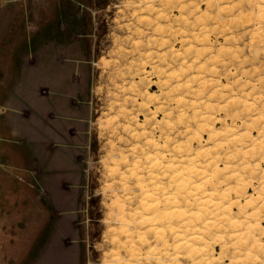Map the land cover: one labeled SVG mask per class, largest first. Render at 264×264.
<instances>
[{
    "label": "rangeland",
    "instance_id": "374dc122",
    "mask_svg": "<svg viewBox=\"0 0 264 264\" xmlns=\"http://www.w3.org/2000/svg\"><path fill=\"white\" fill-rule=\"evenodd\" d=\"M16 2L0 0V14L26 15L25 22L4 24L10 46H17L11 32L19 28V42L25 41L27 52L37 48L38 64L56 63L61 49L70 51L68 61L81 80L76 90L83 134L75 141L79 149L72 197L57 196L56 180H37V199L26 197L25 207L20 206L25 221L10 219L23 228H0V264H137L127 248L118 246L126 236H120L121 224L114 217L121 211L112 203L129 201L124 184L137 189L135 177H130L134 161L155 205L159 182L167 186L168 195L178 193L173 175L177 168L189 167V159H194L191 166L197 173L179 191L181 209L197 212L196 200L205 192L217 199L226 192L227 198L219 208L208 207L210 227L189 216L169 221L166 264H264V0ZM158 26L161 31H156ZM28 57V62L35 61L32 54ZM129 130L138 132L137 137ZM148 140L154 141L149 147ZM144 148L151 156L147 162ZM157 154L166 156L162 169L152 166ZM115 155H129L130 161L123 160L132 167L114 161ZM181 159L186 162L179 164ZM117 161L127 178L115 166ZM110 169L118 170L114 174ZM206 176L209 182L197 189L195 184ZM17 200L0 197V226L13 217ZM223 206L230 208L225 215ZM173 207L171 202L168 211ZM64 213L73 222L68 219L61 226ZM177 231L186 237L200 233L194 251L176 249ZM155 232L154 225L145 246L137 241L143 259L139 264H160L163 247Z\"/></svg>",
    "mask_w": 264,
    "mask_h": 264
},
{
    "label": "crops",
    "instance_id": "0c3cea01",
    "mask_svg": "<svg viewBox=\"0 0 264 264\" xmlns=\"http://www.w3.org/2000/svg\"><path fill=\"white\" fill-rule=\"evenodd\" d=\"M25 18L0 14V197L20 199L2 229L23 228L12 220L17 216L25 221L21 207L26 197L37 199V180H56L57 196L72 197L74 154L79 149L75 143L83 134V108L76 90L81 80L68 61L70 51L61 49L56 63L38 64L37 48L27 52L25 41L19 42V28L11 32L17 46L9 45L4 24ZM27 53L35 57L33 63L27 61ZM61 217V226L68 219L73 222L68 213Z\"/></svg>",
    "mask_w": 264,
    "mask_h": 264
},
{
    "label": "bare ground",
    "instance_id": "6f19581e",
    "mask_svg": "<svg viewBox=\"0 0 264 264\" xmlns=\"http://www.w3.org/2000/svg\"><path fill=\"white\" fill-rule=\"evenodd\" d=\"M150 8V7H149ZM162 16V14H159V17H161ZM157 30H159V31H161V27L160 26H158V29H156V31ZM134 90H135V88H134ZM118 91V90H117ZM148 94V93H147ZM116 95V94H115ZM136 95V94H135ZM140 97L139 98H142L141 97V93H140V95H139ZM153 96H155V98L157 97L156 95H153ZM114 97V96H113ZM138 97V96H137ZM145 97H147V95H145ZM116 98H118V97H116ZM132 98V97H131ZM120 99V98H119ZM118 99V100H119ZM135 99V98H134ZM143 99V98H142ZM145 99V98H144ZM143 99V100H144ZM117 100V101H118ZM125 100V102L124 103H130V102H128L129 100H127V99H124ZM142 100V101H143ZM149 100H151V99H149ZM148 100V98H147V102H149V104H151L150 103V101ZM157 100H158V98H157ZM121 101V100H120ZM127 101V102H126ZM133 101V100H132ZM131 101V102H132ZM135 102H136V99L134 100ZM145 101V100H144ZM146 102V103H147ZM144 104V103H143ZM125 105V104H124ZM127 105V104H126ZM129 105V104H128ZM136 105V104H135ZM134 105V106H135ZM141 105H142V103H141ZM141 105H139V107H141L142 108V106ZM148 105V104H147ZM116 107V105H112V107ZM150 106V105H149ZM144 107L145 106H143V110H144ZM119 108H121V106L119 107ZM148 108V107H147ZM114 110H115V108H113ZM113 109H110V110H113ZM146 109V108H145ZM109 110V111H110ZM117 110V109H116ZM115 110V111H116ZM120 110V109H119ZM118 110V111H119ZM122 110H123V108H122ZM138 110H139V108H138ZM115 111H113V112H115ZM131 111V110H130ZM129 111V112H130ZM139 111H141V109L139 110ZM146 111H147V109H146ZM111 112V111H110ZM117 112V111H116ZM128 112V111H127ZM144 112V111H143ZM118 113V112H117ZM121 114H123V111L122 112H120ZM125 114V113H124ZM123 114V115H124ZM144 114V113H143ZM131 115V114H130ZM129 116V115H128ZM126 117V116H125ZM135 117H137V116H135ZM129 118V117H128ZM118 119H120V118H118ZM131 119H133L132 117H131ZM137 119V118H136ZM114 120H116V118H114ZM103 121V120H102ZM101 121V122H102ZM108 121H110V120H108ZM112 121H113V119H112ZM132 121V120H131ZM146 121H148V120H146ZM100 122V124L102 125V123ZM107 122V121H106ZM130 122V121H129ZM129 122H128V125L127 126H129ZM133 122H138V121H133ZM132 122V123H133ZM110 123H112L111 121L109 122V124ZM113 123H117L116 121L114 122L113 121ZM118 123H119V120H118ZM131 124V123H130ZM143 125V124H142ZM142 125H140V127L142 126ZM148 125V124H147ZM103 126V125H102ZM101 126V127H102ZM110 126V125H109ZM108 126V127H109ZM114 126H115V124H114ZM133 126V125H132ZM108 127H106V128H108ZM110 127H112V125L110 126ZM121 127V126H120ZM143 127H144V125H143ZM104 128V127H103ZM115 128V127H114ZM123 128V127H122ZM124 128H127V127H125L124 126ZM134 128V127H133ZM146 128V127H145ZM112 129V128H111ZM110 129V130H111ZM117 129H118V126H117ZM121 129V128H120ZM119 129V130H120ZM116 129H114V131H115ZM123 130V129H122ZM125 130V129H124ZM118 131V130H117ZM128 131V130H127ZM135 131H137V130H135ZM119 132V131H118ZM124 132H126V131H124ZM132 132V131H131ZM145 132V131H144ZM114 133V132H113ZM130 133V130H129V132H128V134ZM146 133V132H145ZM142 134H144V133H142ZM148 134V133H147ZM130 135H132L131 137L134 139L135 137H137V135H138V132H135V133H130ZM133 136H135V137H133ZM143 136V135H142ZM145 136V135H144ZM143 136V137H144ZM128 138H130V137H128ZM140 138H142V137H140ZM120 140V139H119ZM129 140H131V139H129ZM140 140V139H139ZM151 140V139H150ZM150 140H148L146 143L148 144H146L148 147H149V145H151L152 144V142H154V141H150ZM121 141H123V140H121ZM135 141V140H134ZM156 144V143H155ZM114 145V144H113ZM116 145V144H115ZM145 145V144H144ZM157 145V144H156ZM146 146V147H147ZM158 146V145H157ZM113 147V146H112ZM116 147V146H115ZM130 147H133L132 145L130 146ZM137 147H138V145H136L133 149H132V151L133 150H135L136 151V149H137ZM144 147V146H143ZM142 147V148H143ZM114 148V147H113ZM145 149V148H144ZM144 149H139L140 151H141V153L143 154H141L140 153V151L138 152L139 154H141L142 156H144V160L147 162V161H149L150 159H151V156H150V154L147 152V150L145 149V152H143L144 151ZM158 149V148H157ZM130 151H131V149H129ZM128 151V150H127ZM130 151H128V152H130ZM135 151H134V153H135ZM122 153V152H121ZM121 153H119V154H121ZM133 153V152H132ZM138 153H136V154H138ZM200 154V153H199ZM122 155V154H121ZM121 155H120V157H119V155L118 156H113V159H114V161H115V159H118V161L120 162L121 160H123L124 158V160H128V161H130L129 160V155L127 156V155H125L128 159H126V157H121ZM124 155V154H123ZM135 155V154H134ZM130 156H132L133 157V155H130ZM120 158V159H119ZM131 158V157H130ZM166 158V156H160V155H158L157 154V156H156V160H155V162L153 163L152 162V166H153V164H154V166L156 167V168H159V169H162L163 168V160ZM112 159V158H111ZM123 160V161H124ZM113 161V160H112ZM113 161V162H114ZM118 161H117V163H116V165L115 166H119V164L120 163H122L123 161H121L119 164H118ZM126 161H124L123 163H125ZM186 162V160L185 159H181L180 161H179V164H183V163H185ZM115 163V162H114ZM127 163V162H126ZM130 163V162H129ZM129 163H127L128 165H129ZM134 164H133V168H132V170H131V176L130 177H135V180H136V187H137V189H132V188H130L129 186H127L126 184H124L123 186H124V191H125V193L126 192H128V198L127 197H125L126 198V200L127 199H129V201L127 202V201H124L123 199H120V200H122L121 202H123V203H121V204H118V201L119 200H116V202H114V203H112V204H114V207L115 206H117V208H118V210H119V213H120V211H121V213H120V215H117V217H114V218H117V221L118 222H120V224H121V227L119 226V228H120V236L121 237H123L122 236V234L123 235H125L126 236V238H125V241L124 242H120L121 244L120 245H118L119 247L121 246L122 248H127L128 250L127 251H129V253L131 254V262H132V260L135 262H138L137 264H139V260L140 259H142L141 257V254H140V252H141V250H139L138 248H137V241H138V244L139 245H141V246H145V244H147L148 243V234H149V232H150V228L152 227V226H156V237L160 240V242H161V244H162V249H161V257H159L158 258V260H159V262H160V264H166V261H165V255H166V253H165V251H166V247H167V240H166V234H167V228H168V224L170 223L169 221L172 219V218H179V219H181V218H184V219H187V217L189 216L190 218L191 217H193V218H195V220H202L203 222H204V224H205V228H207V227H210L211 226V224H212V221L209 219V218H207V214L209 213V210H208V207H218L219 208V206H221V203H222V201H224L226 198H227V194H226V192H223L221 195H220V197H219V199H217V198H215V194L212 192V193H204V195L201 197V198H199V199H197L196 201H197V203H198V205H199V209H198V211L197 212H195V213H191V214H188V212L186 211V210H183V209H181V207L179 206L180 205V200H179V194H180V192L179 191H182V190H185L186 189V187H187V185L189 184V182H190V179H188L189 177H191L192 175H194V174H196L197 173V169L195 168L196 166H191V165H193L194 164V159H189L188 160V163H190V166L189 167H182V169H178L177 168V170L175 171L176 173L173 175V179H174V183L176 184L175 186H176V190H177V192L178 193H174V195L173 196H170V195H168V190H167V186L165 187L164 186V184L163 183H161V182H159V185H158V187H157V190L159 191V194H160V197L158 198V200H157V202H156V204L155 205H152L151 203H150V199H151V195H150V189H149V184L147 183V181L144 179V178H141V177H139V175H138V169H139V166H138V164H139V162L138 161H134L133 162ZM127 164H126V166H127ZM123 165V164H122ZM189 165V164H188ZM114 166V168H116ZM118 166H117V168H118ZM123 166H125V165H123ZM129 166H131V165H129ZM152 166H149V167H142V166H140L141 167V169L142 170H149V169H151L152 168ZM132 167V166H131ZM121 168V167H120ZM166 168V167H165ZM109 169V168H108ZM119 169V168H118ZM118 169H113V170H111V171H113L114 172V174H116L117 173V170ZM110 170H109V172H110ZM120 170V174H122V176L124 177V179L125 178H127L128 177V174L126 175L127 177H125V172H124V174H123V172L121 173V169H119ZM152 170V169H151ZM216 171V170H215ZM129 172H130V170H129ZM127 173V172H126ZM118 175V174H117ZM112 177V176H111ZM129 177V178H130ZM114 178V177H113ZM114 179H116V178H114ZM118 180V179H117ZM117 180H116V182H117ZM120 181L122 180L121 178L119 179ZM207 181L209 182V180H208V176H206L204 179H203V181L198 185V184H195V186H196V188L197 189H200L201 187H203L206 183H207ZM115 184V183H114ZM119 184V183H118ZM122 184H123V182H122ZM110 185V184H109ZM109 185H108V187H109ZM120 185V184H119ZM118 185V186H119ZM114 186V185H113ZM123 186L121 187V188H123ZM194 186V187H195ZM116 186H114V188H115ZM135 188V187H134ZM111 190V189H110ZM109 190V191H110ZM113 190V189H112ZM111 190V191H112ZM121 190H123V189H121ZM138 190L139 191V193L138 194H136L135 192ZM108 191V190H107ZM114 191H116V188H115V190ZM118 191H120V190H118ZM135 191V192H134ZM113 192V191H112ZM116 193V192H115ZM124 193V192H123ZM117 194V193H116ZM126 195V194H125ZM132 195V196H131ZM183 198H184V196H183ZM133 199H135L136 200V202H135V204H134V201H133V203H131L132 201L131 200H133ZM218 200V201H217ZM115 201V200H114ZM173 203L174 204V207H173V210L171 211V212H169L168 211V205L170 204V203ZM230 203V202H229ZM118 204V205H117ZM129 205V206H133V204L135 205V207L133 208V207H126V205ZM232 204V203H231ZM113 206V205H112ZM110 208V207H109ZM113 208V207H112ZM229 206H223V215H225V214H227V212L226 211H229ZM154 210V211H153ZM111 211V210H110ZM155 212V216H150V213L151 212ZM115 215V214H114ZM111 220H112V218H111ZM115 220V219H114ZM114 220H112V221H114ZM116 221V220H115ZM117 221H116V223H117ZM115 227H117V225H115ZM146 227V228H145ZM114 227H112V229H113ZM145 228V229H144ZM114 230V229H113ZM112 230V231H113ZM116 231H118L117 229H116ZM119 233V232H118ZM198 234H200L199 232H195V234H192V235H190V236H187L186 237V235H184L183 234V232L182 231H177V233H176V238L178 239V245L176 246V249L177 250H181L182 248H191L193 251L195 250V241L198 239ZM108 235V234H107ZM114 236V235H113ZM117 236V235H116ZM119 236V237H120ZM112 237V236H111ZM119 237H117L118 239H119ZM107 240V239H106ZM119 241V240H118ZM118 241H115V244H116V242H118ZM121 241V240H120ZM109 244V243H108ZM118 244V243H117ZM107 245V244H106ZM140 248V247H139ZM126 250V249H125ZM135 251H138V253L136 254V252ZM121 252V251H120ZM116 253H117V251H116ZM115 254V253H114ZM123 254V253H122ZM125 255V254H124ZM118 256H119V253H118ZM137 256H139V257H137ZM128 257V256H127ZM148 257H146V259H147ZM112 259V258H111ZM116 259V258H115ZM125 259V258H124ZM174 259L176 260V261H178L179 262V260H180V257H179V253H177V255L174 257ZM118 260V259H117ZM116 260V261H117ZM143 260V259H142ZM120 261H123L122 259L121 260H119V262ZM125 261V260H124ZM130 262V261H129ZM114 263V262H113ZM116 263V262H115ZM117 264V263H116ZM121 264H122V262H121ZM135 264V263H134Z\"/></svg>",
    "mask_w": 264,
    "mask_h": 264
}]
</instances>
